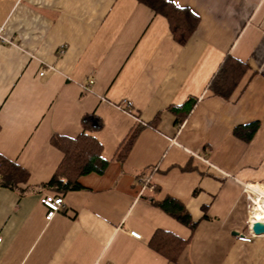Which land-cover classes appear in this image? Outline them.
<instances>
[{
	"label": "crops",
	"instance_id": "crops-1",
	"mask_svg": "<svg viewBox=\"0 0 264 264\" xmlns=\"http://www.w3.org/2000/svg\"><path fill=\"white\" fill-rule=\"evenodd\" d=\"M170 1L198 17L184 44L140 0H0V155L28 173L0 182V264H264L248 197L264 187V0ZM227 56L247 66L230 99L209 90ZM86 115L109 165L47 221L64 158L52 138H77ZM167 198L194 230L155 204ZM158 231L187 241L175 261L151 245Z\"/></svg>",
	"mask_w": 264,
	"mask_h": 264
},
{
	"label": "trees",
	"instance_id": "trees-1",
	"mask_svg": "<svg viewBox=\"0 0 264 264\" xmlns=\"http://www.w3.org/2000/svg\"><path fill=\"white\" fill-rule=\"evenodd\" d=\"M140 2L168 19L174 38L181 44H184L197 29L198 17L188 9L176 6L170 0H140ZM246 71V64L232 56H227L212 78L209 90L215 96L230 99ZM195 102L196 100H194ZM189 103L179 108H171V110L174 112L180 108L186 109ZM192 107L193 105L189 106L188 111ZM185 118L186 116H180L177 121L182 123ZM82 124L84 131L77 138L61 136L52 138L53 145L64 154L58 170L51 180L44 185L52 194L64 196L69 191L79 189V179L82 176L91 173L102 175L109 165V162L102 157V145L90 134V132L100 129L101 123L95 115H86ZM256 127L257 125L252 126L251 130L254 131ZM141 129L142 127L136 126L126 137L117 152L120 159L124 160L128 156ZM27 179L26 170L0 155V182L2 186L16 188ZM155 204L192 230L196 228L197 223L193 222L190 214L179 201L167 198L165 201L155 202ZM186 244L187 241L165 231H158L151 242L157 252L171 261L176 260Z\"/></svg>",
	"mask_w": 264,
	"mask_h": 264
},
{
	"label": "built area",
	"instance_id": "built-area-1",
	"mask_svg": "<svg viewBox=\"0 0 264 264\" xmlns=\"http://www.w3.org/2000/svg\"><path fill=\"white\" fill-rule=\"evenodd\" d=\"M9 43V39L6 37V34H5V28L3 26L0 27V45H6ZM44 73L41 72L40 73V76H43ZM93 82H91L92 84ZM248 197L250 198L251 200V203L254 204V195L253 194H249ZM41 203L46 207L47 209V214H46V220L47 221H51L55 215L57 213H59L61 211V209L64 207V198L63 196H60V195H55V194H47L45 195L42 199H41ZM250 234L252 236H255L253 235L252 233V230H251V227H252V223H250ZM130 235L138 240L141 239V234H139L138 232H135V231H131L130 232ZM0 243H1V238H0Z\"/></svg>",
	"mask_w": 264,
	"mask_h": 264
},
{
	"label": "bare ground",
	"instance_id": "bare-ground-1",
	"mask_svg": "<svg viewBox=\"0 0 264 264\" xmlns=\"http://www.w3.org/2000/svg\"><path fill=\"white\" fill-rule=\"evenodd\" d=\"M255 204L254 208L252 209L251 212V223L253 224L254 222L257 221H264V204L259 202V199H255Z\"/></svg>",
	"mask_w": 264,
	"mask_h": 264
},
{
	"label": "water",
	"instance_id": "water-1",
	"mask_svg": "<svg viewBox=\"0 0 264 264\" xmlns=\"http://www.w3.org/2000/svg\"><path fill=\"white\" fill-rule=\"evenodd\" d=\"M252 233L255 236L263 235L264 234V221L254 222L251 227Z\"/></svg>",
	"mask_w": 264,
	"mask_h": 264
},
{
	"label": "rangeland",
	"instance_id": "rangeland-1",
	"mask_svg": "<svg viewBox=\"0 0 264 264\" xmlns=\"http://www.w3.org/2000/svg\"><path fill=\"white\" fill-rule=\"evenodd\" d=\"M263 189V190H262ZM262 189H259V193H255V197H254V200L255 199H259V202L260 203H263L264 204V192L262 193V191H264V187ZM254 204H255V201H254ZM253 203L250 204V209L252 211V209L255 207Z\"/></svg>",
	"mask_w": 264,
	"mask_h": 264
}]
</instances>
